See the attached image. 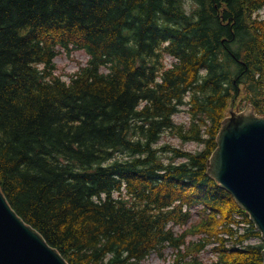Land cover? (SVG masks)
I'll return each mask as SVG.
<instances>
[{
  "label": "trees",
  "instance_id": "1",
  "mask_svg": "<svg viewBox=\"0 0 264 264\" xmlns=\"http://www.w3.org/2000/svg\"><path fill=\"white\" fill-rule=\"evenodd\" d=\"M263 8L0 0V189L11 208L69 264H138L167 248V264H263L260 233L207 168L230 108L264 116ZM75 50L88 60L65 82L54 59ZM182 106L189 122L176 124ZM163 132L202 148H158ZM208 247L216 259L203 261Z\"/></svg>",
  "mask_w": 264,
  "mask_h": 264
},
{
  "label": "water",
  "instance_id": "2",
  "mask_svg": "<svg viewBox=\"0 0 264 264\" xmlns=\"http://www.w3.org/2000/svg\"><path fill=\"white\" fill-rule=\"evenodd\" d=\"M208 173L244 209L264 240V117L230 109ZM264 264V249L262 250ZM0 264H68L11 208L0 189Z\"/></svg>",
  "mask_w": 264,
  "mask_h": 264
},
{
  "label": "rangeland",
  "instance_id": "3",
  "mask_svg": "<svg viewBox=\"0 0 264 264\" xmlns=\"http://www.w3.org/2000/svg\"><path fill=\"white\" fill-rule=\"evenodd\" d=\"M192 3L187 1L185 4V8L187 11H190L192 8ZM260 14H264V9L261 11ZM165 57V56H164ZM88 57L85 52L78 50V51H62L56 58L54 59V65L56 68L55 74L62 77L65 82H68L71 75H73L79 67L84 66L87 63ZM172 57L167 56L165 57V66L169 65L171 62ZM167 64V65H166ZM240 108L243 109L246 107L245 105H239ZM235 111V110H234ZM229 113V111H228ZM189 121L188 114L185 112H180L174 116V122L177 124H187ZM170 145L172 148H178L183 151H198L202 147L190 141H181L180 139L174 137L169 132H163L161 134L160 140L157 142V147L161 148L163 146ZM163 158H168L170 155L164 152H160ZM119 159L126 158V154L119 153L117 155ZM167 160V159H166ZM178 161V160H176ZM252 243H256L257 241H250ZM171 249H166L164 251V256H160L156 253L151 254L145 260L141 261L138 264H166L169 260H171ZM204 260H209L213 258L211 252L206 250L204 253L201 254Z\"/></svg>",
  "mask_w": 264,
  "mask_h": 264
}]
</instances>
